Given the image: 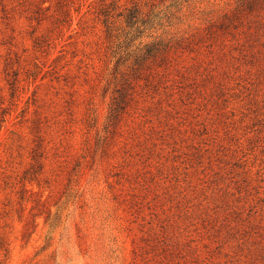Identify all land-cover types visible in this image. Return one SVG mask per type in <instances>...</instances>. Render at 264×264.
I'll use <instances>...</instances> for the list:
<instances>
[{
    "label": "rangeland",
    "instance_id": "374dc122",
    "mask_svg": "<svg viewBox=\"0 0 264 264\" xmlns=\"http://www.w3.org/2000/svg\"><path fill=\"white\" fill-rule=\"evenodd\" d=\"M112 1L0 0V264H264V0H145L123 76Z\"/></svg>",
    "mask_w": 264,
    "mask_h": 264
},
{
    "label": "trees",
    "instance_id": "16d2710c",
    "mask_svg": "<svg viewBox=\"0 0 264 264\" xmlns=\"http://www.w3.org/2000/svg\"><path fill=\"white\" fill-rule=\"evenodd\" d=\"M144 1L133 2L131 6L119 9L117 0H113L101 10L108 63L121 76L125 75L126 70H135L149 59L164 55L175 44L174 38L168 35L171 34L169 28L156 37L154 34H144L149 28H155L154 32L165 29L169 25L165 22L169 21L174 11L172 6H153L146 11Z\"/></svg>",
    "mask_w": 264,
    "mask_h": 264
}]
</instances>
